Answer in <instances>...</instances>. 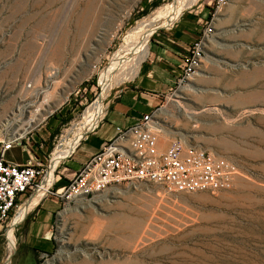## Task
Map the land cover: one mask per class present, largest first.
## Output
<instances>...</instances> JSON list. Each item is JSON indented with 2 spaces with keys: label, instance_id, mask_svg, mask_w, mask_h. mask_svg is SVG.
Returning <instances> with one entry per match:
<instances>
[{
  "label": "rangeland",
  "instance_id": "obj_1",
  "mask_svg": "<svg viewBox=\"0 0 264 264\" xmlns=\"http://www.w3.org/2000/svg\"><path fill=\"white\" fill-rule=\"evenodd\" d=\"M177 1L0 0V122L10 120L23 92L31 102L38 97L47 112L39 122L58 116L42 149L27 144L41 160L92 102L109 104L135 78L143 61L121 56L151 29L149 47L158 32L200 6L209 14L206 25L214 15L199 69L160 107L159 149L182 140L237 169L233 188L216 195H171L136 183L79 198L61 208L48 253L27 254L24 221L14 232L10 264H264V0H232L218 12L214 0H180L173 25L161 26ZM98 114L101 108L94 119ZM17 128L10 124L1 137ZM8 158L27 155L14 149ZM75 159L58 168L62 180L75 175ZM10 226L0 227V264L8 257Z\"/></svg>",
  "mask_w": 264,
  "mask_h": 264
},
{
  "label": "built area",
  "instance_id": "obj_2",
  "mask_svg": "<svg viewBox=\"0 0 264 264\" xmlns=\"http://www.w3.org/2000/svg\"><path fill=\"white\" fill-rule=\"evenodd\" d=\"M231 1L214 0L215 11H220ZM213 21L214 15L199 39L188 48L176 86L188 82L199 69L205 57L206 41L213 36ZM176 86L170 90L169 95L174 94ZM24 89V91L31 90V85L25 86ZM35 92H38L39 96L40 92L38 90ZM21 96L16 108L10 114V120L0 122V227L2 229L8 221L12 224L21 208L30 203L41 190L51 171L56 152L61 154V159L53 172V182L45 190L44 197L58 198L62 207L79 198L94 197L113 186L123 184L150 183L162 187L171 195H194L202 192L216 195L232 189L235 184L237 169L227 159L177 139L166 151H161L159 149L161 130L156 122L160 110L158 108L152 113L143 115L130 127L116 128L114 137L104 142L98 152L80 167L64 187L57 189L56 184L62 177L58 168L72 160L87 136L99 129L106 118L109 104H105L103 100V111L94 119L93 108L99 98L92 102L79 123L65 127L54 137V151L48 159L37 158L35 161L31 159L27 164L22 165L7 161L8 152L18 146H27L28 137L52 114L39 122L42 115L47 113L42 108V102H38V97L31 102L24 92ZM30 120L32 123L29 125ZM10 124L18 127L15 134L2 138L1 132L7 131ZM18 132L24 133V137L19 138ZM21 223L23 221L15 226Z\"/></svg>",
  "mask_w": 264,
  "mask_h": 264
},
{
  "label": "crops",
  "instance_id": "obj_3",
  "mask_svg": "<svg viewBox=\"0 0 264 264\" xmlns=\"http://www.w3.org/2000/svg\"><path fill=\"white\" fill-rule=\"evenodd\" d=\"M208 16L209 14L200 6L171 28L157 33L150 44L149 54L135 78L116 92L114 98L109 102V110L102 125L96 132L87 136L75 153V155L78 154L76 159L70 160L75 159L77 171L98 152L104 142L114 137L116 128L130 127L143 115L152 113L162 106L170 90L176 86L181 75L183 58L186 56L188 48L199 39ZM53 121L58 123V116L46 122L40 131L31 134L27 144L30 145L33 140L34 144L39 145L42 149L44 142L54 134L58 126ZM14 149H21L27 158L18 161L9 159L7 154V161L25 165L31 159L33 161L37 159V153L31 146H18ZM67 182L61 177L56 188L64 187ZM61 208L62 203L58 198L44 197L28 213L24 220L25 227L21 237V246L24 247L27 254L33 251L42 253L52 251L54 248L53 230Z\"/></svg>",
  "mask_w": 264,
  "mask_h": 264
},
{
  "label": "bare ground",
  "instance_id": "obj_4",
  "mask_svg": "<svg viewBox=\"0 0 264 264\" xmlns=\"http://www.w3.org/2000/svg\"><path fill=\"white\" fill-rule=\"evenodd\" d=\"M182 4H183L182 1H180V0L177 1V5L174 8L172 7L173 10L164 19L165 21H164L163 24L161 23L162 24L161 26H163V25H173L174 21L176 20V17L179 16L181 14L182 10H183ZM152 34H153V32H152V29H151L149 31V33L144 37L143 41H141L138 45H136V47L134 49H132V51L130 50L129 51L130 53L128 52V54L126 56H121V59L126 60V59H128V55L129 56L130 55H137L139 57L138 63H141L142 61H144L145 58L147 57V55L149 54L150 47H149L148 41H149V38L151 37ZM44 93H45V91H44ZM95 108H97V109L101 108V112L103 111V99H100L94 105L93 110ZM28 123L30 125L32 123V120H30ZM23 137H24V134L23 135H19V138H23ZM161 148H162V145H161ZM60 157H61V154L59 152H56L55 153V157H54V161H55L54 163L55 164L53 163L54 165H56L60 161V159H61ZM51 168H53L52 172L50 171L49 176L45 180V183L42 186L41 190L34 196V198L30 201V203H28L27 205H25V206H23L21 208V210L18 212L17 216L15 217L13 223L10 226V228H11L9 230L10 236H9V239H8L9 240V245H8V247L6 249V255H8V257H6L5 264H10L11 260H12V257H13L14 244L17 241V238H16V236L14 234V232L16 230V226L15 225H17L18 223H20L22 221L24 222V220L26 219V217H27L28 213L30 212L31 208L33 206L37 205L40 200H42V198L44 197V194H45V190L53 182L54 166L51 167Z\"/></svg>",
  "mask_w": 264,
  "mask_h": 264
}]
</instances>
